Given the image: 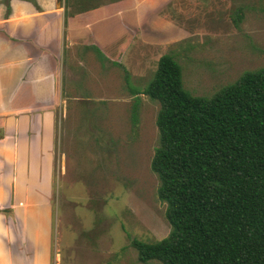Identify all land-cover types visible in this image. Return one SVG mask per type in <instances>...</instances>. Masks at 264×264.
<instances>
[{
	"label": "rangeland",
	"instance_id": "374dc122",
	"mask_svg": "<svg viewBox=\"0 0 264 264\" xmlns=\"http://www.w3.org/2000/svg\"><path fill=\"white\" fill-rule=\"evenodd\" d=\"M175 1L138 30V43L127 51L134 55L127 57L129 72L119 36L112 44L122 51L118 57L93 34L78 37L74 64L63 49L62 63L91 87L79 83L77 96L86 90L101 93L102 101L68 102L57 126L52 264H143L132 240L154 243L169 235L166 204L150 168L159 146L160 105L143 94L162 55L176 59L183 89L197 98L210 99L245 72L264 68V0Z\"/></svg>",
	"mask_w": 264,
	"mask_h": 264
},
{
	"label": "crops",
	"instance_id": "0c3cea01",
	"mask_svg": "<svg viewBox=\"0 0 264 264\" xmlns=\"http://www.w3.org/2000/svg\"><path fill=\"white\" fill-rule=\"evenodd\" d=\"M69 2L65 7V0H0V264H52L57 126L62 127L68 102L102 101L101 93L95 97L85 90L77 96L79 83L91 87L62 63L63 49L74 64L78 37L93 34L106 52L118 57L124 50L129 72L127 57L134 55L128 50L138 43V30L167 5H177L175 0ZM101 24L105 27L95 33ZM117 36L118 51L112 45ZM64 168L61 151L60 173Z\"/></svg>",
	"mask_w": 264,
	"mask_h": 264
},
{
	"label": "trees",
	"instance_id": "16d2710c",
	"mask_svg": "<svg viewBox=\"0 0 264 264\" xmlns=\"http://www.w3.org/2000/svg\"><path fill=\"white\" fill-rule=\"evenodd\" d=\"M143 94L160 105L150 168L171 230L154 243L133 239L139 262L264 264V68L197 98L162 55Z\"/></svg>",
	"mask_w": 264,
	"mask_h": 264
}]
</instances>
